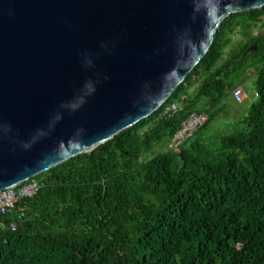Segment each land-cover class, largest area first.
Instances as JSON below:
<instances>
[{
    "label": "trees",
    "instance_id": "1",
    "mask_svg": "<svg viewBox=\"0 0 264 264\" xmlns=\"http://www.w3.org/2000/svg\"><path fill=\"white\" fill-rule=\"evenodd\" d=\"M249 72L253 100L236 131L205 138ZM192 113L208 121L167 148ZM35 179L37 194L0 216V264H264V6L225 18L151 116Z\"/></svg>",
    "mask_w": 264,
    "mask_h": 264
},
{
    "label": "water",
    "instance_id": "2",
    "mask_svg": "<svg viewBox=\"0 0 264 264\" xmlns=\"http://www.w3.org/2000/svg\"><path fill=\"white\" fill-rule=\"evenodd\" d=\"M264 0H0V191L156 112Z\"/></svg>",
    "mask_w": 264,
    "mask_h": 264
},
{
    "label": "built area",
    "instance_id": "3",
    "mask_svg": "<svg viewBox=\"0 0 264 264\" xmlns=\"http://www.w3.org/2000/svg\"><path fill=\"white\" fill-rule=\"evenodd\" d=\"M243 93V90L240 87H237L232 91L231 96L235 102L241 103ZM184 98V95L180 96L172 104L163 108L158 117L161 118L176 113ZM207 119L208 116L205 113L190 114L181 124V127L171 137L167 148L175 149L181 146L184 142L192 139L193 135L206 124ZM39 188L40 182L34 177L17 186L0 191V216L15 211L20 200L33 197L37 194ZM19 211H21L20 208ZM23 217L24 214L21 211V213L18 214L17 220L20 221ZM1 227H3V225H1ZM10 229L11 231L16 230L15 222L10 224Z\"/></svg>",
    "mask_w": 264,
    "mask_h": 264
},
{
    "label": "rangeland",
    "instance_id": "4",
    "mask_svg": "<svg viewBox=\"0 0 264 264\" xmlns=\"http://www.w3.org/2000/svg\"><path fill=\"white\" fill-rule=\"evenodd\" d=\"M259 29L260 28L255 29L254 33H257ZM233 39H234L233 45L225 50L221 62H223V60L226 58L229 52L232 53L234 51V48L237 42L240 40V37L237 33H235ZM253 80H254V74L252 72H249L248 78L246 79L244 85L240 87L244 92L241 103L235 102L231 94L221 102V106L224 108V112L221 114H217L213 117L212 121L205 129L204 132L205 138H216L218 136L231 134L234 131H236L237 128H235L236 127L235 123L239 119H241L244 115H246L247 110L253 100V88H252ZM246 87L247 89L245 90ZM193 89L194 87H192L189 90V92H192Z\"/></svg>",
    "mask_w": 264,
    "mask_h": 264
}]
</instances>
